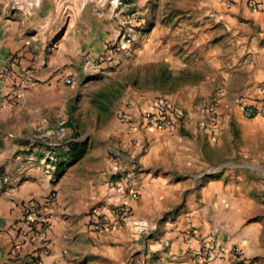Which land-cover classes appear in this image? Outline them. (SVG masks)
<instances>
[{
    "label": "crops",
    "instance_id": "obj_1",
    "mask_svg": "<svg viewBox=\"0 0 264 264\" xmlns=\"http://www.w3.org/2000/svg\"><path fill=\"white\" fill-rule=\"evenodd\" d=\"M215 1L227 11L216 19L231 26L245 19L259 25L264 38V10L254 13L244 2L227 7ZM100 6L108 7L97 13ZM121 21L109 0H0V79L12 62V86L4 91L0 86V264H27V254H37L43 264H194L192 250L209 237L240 247L244 264H264V118H246L239 105L241 99L264 97L259 91L264 41L250 43L249 29L224 31V36H241V44L230 41L232 55L206 52L220 82L203 81L164 96L189 112L182 126L146 125L143 115L157 96L138 93L124 97L109 119L90 125L85 117L97 116V105L79 90L82 83L92 89L100 72L86 70L83 58L117 41ZM154 45L152 38L146 61L168 63ZM240 75L245 79L236 81ZM67 78L73 79L71 85ZM218 89L224 95L216 125L205 127L196 109ZM81 100L89 101L88 113L81 112ZM123 113L131 124L121 120ZM62 119L67 121L62 143L72 151L60 153L63 163L51 183L28 140L41 126ZM81 131L88 132L84 138L77 136ZM77 149L84 153L76 160ZM129 159L140 167L133 179L137 200L109 186ZM53 190L58 193L55 206L41 212L50 228L41 238L20 235L21 205ZM121 203L131 207L134 223L93 232L88 225L92 208L109 213ZM190 224L197 238H187Z\"/></svg>",
    "mask_w": 264,
    "mask_h": 264
},
{
    "label": "rangeland",
    "instance_id": "obj_2",
    "mask_svg": "<svg viewBox=\"0 0 264 264\" xmlns=\"http://www.w3.org/2000/svg\"><path fill=\"white\" fill-rule=\"evenodd\" d=\"M121 1L124 4H131V9L137 11V24L142 27H140L141 33L136 35L132 54H124L120 59H114L105 64L106 66H103L105 68L99 71L97 82L92 89H85L83 83L80 85L79 92L85 91L90 94L93 103L97 105L98 115L93 113L92 117H85L86 123L90 125L95 122V119L100 121L101 117L104 120L109 119L117 111L122 99L132 93L150 94L159 98L171 95L186 86L199 85L203 81L219 83L221 74L215 75V70L205 60V55L210 49L217 51L219 55L234 54L229 51L233 47L230 41L232 40V45H240L241 43L237 41L241 36H224V31L228 28L251 30L250 43L254 41L260 45L264 41L261 36L262 28L257 24H249L245 19L240 18L234 26H231L226 21L216 19L215 15L227 13V11L215 0ZM110 2L111 0L109 4ZM105 8L100 6L97 13H100L99 10L104 11ZM131 13L123 8L122 21ZM114 14H116L115 11ZM119 28L121 29V22ZM209 29L217 30L216 34L211 37L205 36L203 33L206 30L208 32ZM152 38L155 44L154 52L160 58L164 55L168 63L146 61L150 53L147 51V45ZM203 38H206V41H202ZM224 38L228 40V43L224 42ZM100 53L92 55L97 56ZM164 70H167L173 79H164ZM238 77L236 81L241 82V79H245L244 75ZM88 103L87 100L80 101L81 112L83 109L86 113L89 112L85 107ZM87 133L81 131L77 136L84 138Z\"/></svg>",
    "mask_w": 264,
    "mask_h": 264
},
{
    "label": "built area",
    "instance_id": "obj_3",
    "mask_svg": "<svg viewBox=\"0 0 264 264\" xmlns=\"http://www.w3.org/2000/svg\"><path fill=\"white\" fill-rule=\"evenodd\" d=\"M222 1L227 7L236 2H244L254 13L264 10L263 0ZM110 5H112L116 14L119 13L121 15L123 8L132 13L124 21H121L119 40L106 44L97 56H84V67L91 73L99 72L105 64L114 59H120L124 54L131 55L134 51L136 35L141 33V25L137 24L138 13L136 10L131 9V4H124L121 0H111ZM11 76L12 62H9L1 74V90L4 91L12 86L8 82ZM65 83L71 85L73 79L67 78ZM13 87L20 89L21 85H14ZM259 91L260 95L264 96V86H261ZM223 95V91L218 89L208 99L203 100L198 105L196 112L204 116L205 127H214L216 125V110ZM239 105L246 118L251 119L259 116L264 118V97H260L254 101L241 99ZM188 116L189 112L186 109L171 103L165 97H159L155 100L152 109L143 115V121L146 125L157 129H172L182 126ZM121 120L126 124H131L132 122L130 116L125 113L122 114ZM66 128L67 121L62 119L54 125L41 126L36 135L28 140L29 146L41 155L39 164L42 167L44 175L51 183L56 181L58 168L63 163L64 156L60 153L68 154L70 152V145L62 143L66 136ZM139 171L140 167L136 159H129L125 167L115 173L118 179L111 181L109 186L116 192L129 195L132 200H137L138 194L134 190L133 179ZM57 197V191L53 190L41 200H31L21 205L20 220L23 222L24 230L19 231L20 235H28L31 240L41 238L44 235L50 228V223L49 217L44 216L41 212L51 210L55 206ZM132 223H134L133 211L128 204L124 203L113 206L109 209V213L105 212L100 206L92 208L88 213V225L95 233L110 232L118 228H124ZM144 228V226L141 227V232L145 231ZM185 234L188 239L197 238L196 226L190 224ZM199 241L198 248L192 250L194 264H214L218 259L222 260L221 264H244L240 247L236 245L224 246L213 237L200 239ZM16 248H19V245ZM226 256L229 259L224 262L223 260ZM24 259L27 264H43L37 254H27L24 256Z\"/></svg>",
    "mask_w": 264,
    "mask_h": 264
},
{
    "label": "trees",
    "instance_id": "obj_4",
    "mask_svg": "<svg viewBox=\"0 0 264 264\" xmlns=\"http://www.w3.org/2000/svg\"><path fill=\"white\" fill-rule=\"evenodd\" d=\"M164 72V79H166V80H171V79H173V76L171 75V74H169L168 72H167V70H164L163 71ZM72 151V149H70V152ZM75 152L77 153L76 154V156H75V158H76V160L78 159V158H81L82 156H83V151H82V149H77V150H75Z\"/></svg>",
    "mask_w": 264,
    "mask_h": 264
}]
</instances>
